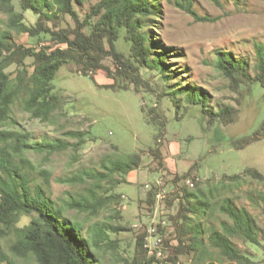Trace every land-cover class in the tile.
<instances>
[{
    "label": "rangeland",
    "instance_id": "rangeland-1",
    "mask_svg": "<svg viewBox=\"0 0 264 264\" xmlns=\"http://www.w3.org/2000/svg\"><path fill=\"white\" fill-rule=\"evenodd\" d=\"M96 1L83 0L80 7L75 6L81 19ZM150 1L158 9H154L152 17L139 21L143 24L140 32L156 41L152 58L161 50L169 53L163 61L167 72L162 74L155 66L141 67L134 74H116V85L105 89L111 80L103 71L84 75L79 66L66 63L52 81L59 105L49 121L32 118L16 102L0 129L23 136L27 144L68 143L69 147L60 152L49 155L28 150L15 155L14 160L29 178L30 188L40 187L55 208L63 209L64 217L83 225L87 238L93 241V233L102 225L124 229L116 234L106 232L101 248L93 249L96 264H152V257L153 264H227L211 249L205 263H198L192 253L177 255L173 261L169 258L178 245V225L185 221L184 213L177 215L179 203L184 210L188 205H198L199 196L184 199V190L193 195L203 191L210 205L201 219L206 230H220L221 224L227 222L217 211L222 201L247 210L255 219L260 245L233 243L250 264H264V184L243 174L244 169L253 168L264 176V137L242 149L231 146L233 140L251 136L264 121V90L257 83L232 88L216 69L218 53H227L244 62L249 75L254 76L253 46L264 42V3ZM14 7L23 13L24 24L36 25L38 16L21 11L16 2ZM6 21L7 15L0 10L1 29L6 28ZM43 23L55 30L74 26L67 15ZM12 34L17 44L39 47V42L26 34ZM44 39L40 46H57L49 37ZM115 47L125 59L133 61L122 35ZM24 63L30 74L32 59ZM100 65L116 72L111 57L101 59ZM6 73L14 78L15 64ZM136 75L139 80L135 92L132 79ZM202 101L212 113L230 111L232 122H210L201 114ZM72 132L84 133L81 145L67 135ZM129 154L141 158L140 166L126 175L111 173L112 164L124 162ZM234 175L242 178L240 182L228 179ZM152 187L159 189L153 207L147 203V192ZM91 192L102 197L119 195L120 199L93 215L67 209L71 200H91ZM174 217L175 221H171ZM31 219L32 216H20L16 226L22 228ZM14 240L13 235L0 238V249L8 253ZM16 263L26 262L16 259ZM28 263L34 264L33 260Z\"/></svg>",
    "mask_w": 264,
    "mask_h": 264
},
{
    "label": "trees",
    "instance_id": "trees-1",
    "mask_svg": "<svg viewBox=\"0 0 264 264\" xmlns=\"http://www.w3.org/2000/svg\"><path fill=\"white\" fill-rule=\"evenodd\" d=\"M14 2L21 11H31L38 16L35 26L24 24L23 13L15 10ZM82 2L83 0H0V10L7 15L6 28H0V128L8 118L10 107L16 102L32 118L48 122L59 105L52 92V81L66 63L72 62L79 66L84 75L86 72L92 74L103 71L111 80L104 85L105 89L116 85V74H134L141 67L155 66L162 74L167 72L163 61L169 53L161 50L152 58V53L157 48L156 41L147 33L140 32L143 24L139 21L152 17L158 5H153L149 0H97L88 7L81 19L75 6L80 7ZM190 13L193 14L191 11ZM58 15L69 16L73 28L55 30L43 23L55 21ZM52 27L56 28L55 22H52ZM13 32L35 39L39 42V47L26 48L17 44ZM121 35L124 42L129 44V56L133 61L125 59L116 50L115 43ZM46 36L57 46H40ZM253 49L256 58L253 77L249 75V68L244 62L235 60L227 53H218L216 69L228 80L230 87L237 89L242 85L257 83L264 90V42L254 44ZM105 57L113 59L116 72L100 65V60ZM27 58H31L33 62L30 74L27 73L24 63ZM12 64L16 67L14 78L6 73V69ZM86 77L97 84L92 76ZM138 80V75L132 79L135 92L138 89ZM120 87L126 90V87ZM201 105V114L210 122H221L224 125L232 122V113L227 109L212 113L206 110L204 101ZM83 134L72 132L67 135L78 139L77 143L81 145L84 142ZM262 137L264 121L251 136L233 140L231 146L242 149ZM21 138L23 136L0 129V238L15 236L14 242L8 247V253L0 249V264H17L16 259L25 261V264H30V260L34 264H96L94 247L101 248L106 232L116 234L124 229L102 225L93 233L92 241L83 234V225L64 217L63 209L55 208L40 187L31 189L29 178L22 171V166L14 160L15 155L28 150L50 155L67 149L69 145L61 141L27 144ZM140 164L141 158L137 154H129L124 162L113 163L110 172L126 175ZM243 174L264 184V176L256 169L246 168ZM228 179L232 183H238L242 178L234 175ZM186 182L189 183L188 180ZM158 191V188L152 187L147 192V203L152 207ZM203 195L202 190L196 195L184 190V199L199 196L196 202L198 205H188L184 210L182 203H179L177 215L184 213L185 221L178 225V245L169 258L173 261L177 255L192 253L198 263H205L210 258L208 249H211L227 264H250L251 261L241 254L233 241L260 245L255 219L244 208L238 209L225 200L218 205L217 211L226 217L227 222L221 224L220 230H206L201 219L206 217L210 205ZM90 197L91 200H71L66 207L68 210L93 215L104 206L120 199L119 195L102 197L94 195L93 192ZM20 216H32V219L28 225L19 228L16 224ZM171 221H175V217ZM143 238L144 235L138 242L140 247ZM154 259L151 258L152 264Z\"/></svg>",
    "mask_w": 264,
    "mask_h": 264
},
{
    "label": "built area",
    "instance_id": "built-area-1",
    "mask_svg": "<svg viewBox=\"0 0 264 264\" xmlns=\"http://www.w3.org/2000/svg\"><path fill=\"white\" fill-rule=\"evenodd\" d=\"M157 196H158V195H157ZM157 196H156V197H157ZM158 197H159V196H158ZM153 233H154V230L152 229V234H153ZM158 242H159V240H158ZM155 253H156V252H155ZM156 254H160V253H156ZM157 256H158V255H157Z\"/></svg>",
    "mask_w": 264,
    "mask_h": 264
}]
</instances>
